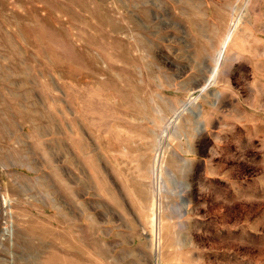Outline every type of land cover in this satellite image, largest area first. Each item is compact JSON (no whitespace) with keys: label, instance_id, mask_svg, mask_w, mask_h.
Wrapping results in <instances>:
<instances>
[{"label":"rangeland","instance_id":"rangeland-1","mask_svg":"<svg viewBox=\"0 0 264 264\" xmlns=\"http://www.w3.org/2000/svg\"><path fill=\"white\" fill-rule=\"evenodd\" d=\"M256 1L0 0V264L255 263L176 145Z\"/></svg>","mask_w":264,"mask_h":264},{"label":"crops","instance_id":"crops-1","mask_svg":"<svg viewBox=\"0 0 264 264\" xmlns=\"http://www.w3.org/2000/svg\"><path fill=\"white\" fill-rule=\"evenodd\" d=\"M256 2L218 71L215 58L206 63L203 118L183 121L176 148L188 174L220 194L226 215L235 209L225 230L252 240L242 255L264 264V0Z\"/></svg>","mask_w":264,"mask_h":264},{"label":"water","instance_id":"water-1","mask_svg":"<svg viewBox=\"0 0 264 264\" xmlns=\"http://www.w3.org/2000/svg\"><path fill=\"white\" fill-rule=\"evenodd\" d=\"M204 88H205V87H204ZM201 93H202V91H201L199 94H201ZM189 105H190V104H189ZM189 105H188V106H189Z\"/></svg>","mask_w":264,"mask_h":264}]
</instances>
